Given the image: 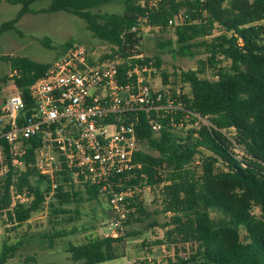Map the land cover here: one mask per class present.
I'll return each instance as SVG.
<instances>
[{
  "label": "trees",
  "instance_id": "trees-1",
  "mask_svg": "<svg viewBox=\"0 0 264 264\" xmlns=\"http://www.w3.org/2000/svg\"><path fill=\"white\" fill-rule=\"evenodd\" d=\"M6 1L21 9L15 19L1 25L0 34L16 30L15 25L24 15L36 13L33 5L47 0ZM48 1L49 6L42 12L72 14L84 20L97 39L121 51L142 40L143 30L132 32L142 22L146 27L174 29L176 54L188 58L206 56L216 79L202 77L203 69L183 73L181 79L191 88L190 95L183 94L187 107L208 117L212 127L174 131L165 128L156 135L145 115L140 114L137 134L140 146L145 144L147 150L140 148L135 154L141 169L127 185L139 186L145 175L147 186L161 188L163 212L172 214L170 223L164 226L171 227L166 239L171 244L194 246L190 257L181 264H264V0H157L155 5V0ZM117 1L123 4V13L94 12ZM72 44L67 43L64 51ZM25 60L26 65L17 69L13 80L27 104V114H31L29 88L50 64ZM25 60H14V66ZM224 62L229 65L219 67ZM154 63L159 67V61ZM201 63L206 66L204 61ZM39 144L38 138L28 142V165L34 162V150ZM0 145L9 158L7 144L0 140ZM197 157L200 165H195ZM14 171L17 170L10 167L0 211L11 206ZM36 175L39 181L48 183L46 190L39 182L32 183L31 177ZM69 180L66 174L59 179L55 197L61 204L79 196L74 192L76 185ZM49 184L34 167L28 166L18 176V189L26 188L34 197L29 205L15 207L19 224L27 222L43 205ZM85 191L89 200L101 198L98 187H86ZM133 208L128 224L144 214L143 200L137 197ZM125 241L95 238L79 246L71 245L67 252L75 263L100 264L123 255L119 245ZM16 250L4 243L0 264H10Z\"/></svg>",
  "mask_w": 264,
  "mask_h": 264
},
{
  "label": "built area",
  "instance_id": "built-area-1",
  "mask_svg": "<svg viewBox=\"0 0 264 264\" xmlns=\"http://www.w3.org/2000/svg\"><path fill=\"white\" fill-rule=\"evenodd\" d=\"M144 28L141 22L132 32ZM111 47L115 51L95 57L85 46L71 45L30 86L31 114L21 93L3 99L0 140L8 146L13 168L34 167L47 177L46 198L55 197L64 174L76 186L98 187L111 213L102 238L126 239L133 202L151 189L145 175L142 186L127 185L141 169L134 159L140 150L139 115L156 135L165 128L200 129L212 123L187 107L180 90L156 85L157 68L146 63L137 45L123 51ZM35 138L40 144L28 165V142Z\"/></svg>",
  "mask_w": 264,
  "mask_h": 264
},
{
  "label": "rangeland",
  "instance_id": "rangeland-1",
  "mask_svg": "<svg viewBox=\"0 0 264 264\" xmlns=\"http://www.w3.org/2000/svg\"><path fill=\"white\" fill-rule=\"evenodd\" d=\"M48 6V0L33 5L36 13L24 15L15 25L16 30L0 34V97L3 99L21 93L13 79L17 76V69L26 65L25 59L51 65L65 54L64 46L70 42L72 45L85 46L95 57H103L110 51H115L109 44L97 39L89 31L84 20L66 12H42ZM20 9V5L0 0V27L5 22L15 19ZM123 11L121 1L102 5L94 10L100 14ZM141 37L136 51L144 56L145 61L147 58L151 59L146 63H152L154 67H156L154 60L160 63L159 67H156L157 74L154 75L157 86L167 85L190 95V86L181 79L183 73L203 69L205 72L202 77L216 79V76H213L215 70L206 61L204 54L188 58L175 53L174 29L146 27ZM18 58L25 61L18 62L16 67L13 61ZM201 61L206 63L205 67ZM228 65V62H224L219 67ZM140 148L147 150L145 144ZM195 165H200L199 157L196 158ZM10 167H12L10 158L2 147L0 199L4 193ZM25 171H14L13 184L10 186L11 206L0 211V255L4 243H7L8 246L17 247L9 260L10 264H79L71 260L67 250L71 245L79 246L91 239L103 237L106 233L103 225L111 216L106 199L101 197L98 200H89L85 188L75 186L74 192H78L79 196L72 197L69 203L61 204L58 198L47 197L27 222L19 224L14 216L15 207L18 204L29 205L34 199L33 196H29L26 188L20 191L16 185L18 176ZM31 181L33 184L39 182L42 190L48 188V183L39 181L38 175L31 177ZM142 195L144 214L130 220L127 231L129 236L119 245L123 255L101 264H127L128 259L133 260L135 257L131 254V247L134 240H137L136 246L145 252L146 257L137 259L144 264H181V260L189 258L193 252L194 246L191 244H171L166 239V231L171 227L164 226L170 223L172 214L163 212L161 188L145 190ZM254 212L258 214L259 210L255 209ZM212 216L216 217L215 214ZM241 235L245 240L244 231Z\"/></svg>",
  "mask_w": 264,
  "mask_h": 264
},
{
  "label": "crops",
  "instance_id": "crops-1",
  "mask_svg": "<svg viewBox=\"0 0 264 264\" xmlns=\"http://www.w3.org/2000/svg\"><path fill=\"white\" fill-rule=\"evenodd\" d=\"M30 60H32V59H30ZM32 61H34V60H32ZM35 62H37V61H35ZM38 63H41V62H38ZM53 63V62H52ZM51 63V64H52ZM42 64H50V63H42ZM3 102V98H1L0 97V103H2ZM136 244H137V240H134V244L132 245V247H131V254L135 257L133 260H137V259H139V258H143L145 255H144V253L145 252H143V250L140 248V247H137L136 246ZM127 248H126V252H127ZM148 255V254H147ZM146 257V256H145ZM148 258L150 259V260H152L151 259V257H149L148 256ZM128 260H130V259H128ZM105 263V262H104ZM101 264V263H100Z\"/></svg>",
  "mask_w": 264,
  "mask_h": 264
},
{
  "label": "water",
  "instance_id": "water-1",
  "mask_svg": "<svg viewBox=\"0 0 264 264\" xmlns=\"http://www.w3.org/2000/svg\"><path fill=\"white\" fill-rule=\"evenodd\" d=\"M2 103H0V106H1Z\"/></svg>",
  "mask_w": 264,
  "mask_h": 264
}]
</instances>
